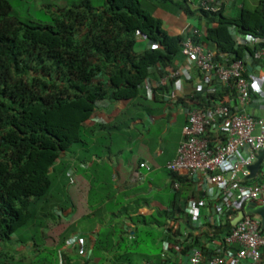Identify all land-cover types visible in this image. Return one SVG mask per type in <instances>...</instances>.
Segmentation results:
<instances>
[{"label": "trees", "instance_id": "trees-1", "mask_svg": "<svg viewBox=\"0 0 264 264\" xmlns=\"http://www.w3.org/2000/svg\"><path fill=\"white\" fill-rule=\"evenodd\" d=\"M157 3L155 6L182 9L188 15L192 14L191 7L197 5L191 0H158ZM196 11L217 24L209 27L204 38L196 43L216 46L219 61L225 56L231 62L246 57L259 62L254 57L264 50V0H258L254 9L242 8L237 17H226L222 10L208 13L196 8ZM58 12L59 17L49 22L23 20L10 0H0V264H15L7 244L13 241L15 233L35 224L38 206L53 185V166L62 155L76 145L82 150V167H79L82 173L89 177L91 168L94 176L99 172L100 164L95 158L103 157H89L103 147V136L106 137L103 131L110 126L88 125L98 104L139 99L144 96L143 84L147 78L159 80L181 58L185 38L169 35L162 20L142 7V0H104L100 7L93 0H82ZM236 32L252 37L255 44H240L234 36ZM139 35L153 47L135 49ZM225 93L228 94V89ZM208 98V104L212 105L214 96ZM210 134L206 136L212 140ZM171 176L173 186L185 180L173 173ZM100 203L97 210H89L80 219L99 215L100 219L96 218L98 221H93L87 230L102 227L96 231L93 258L80 261L131 263L125 257L128 254L103 258L115 251V245L112 237L103 235V197ZM64 210L66 207L61 211ZM183 210L180 208L179 214ZM232 212L224 223L206 225L202 229L203 237L191 234L192 241L186 244V249L227 235L234 226L236 210ZM179 214L171 207L164 212L166 221L156 222L167 226V220L177 219ZM80 226L79 221L70 228L74 231L62 233L60 248L68 245L72 239L69 235ZM162 239L174 246L180 243L167 233ZM33 246L34 253L41 251L35 243ZM65 257L64 264H72V259Z\"/></svg>", "mask_w": 264, "mask_h": 264}, {"label": "crops", "instance_id": "crops-1", "mask_svg": "<svg viewBox=\"0 0 264 264\" xmlns=\"http://www.w3.org/2000/svg\"><path fill=\"white\" fill-rule=\"evenodd\" d=\"M55 1H60L65 5L79 3L78 0H47L46 3L53 4ZM220 3L221 10L226 17H237L242 8H256L258 0H220ZM191 8L192 14L190 15L182 9L170 12L162 7L156 8L153 14L162 20L163 28L169 35H182L186 40L190 30L198 28L204 33L199 39H203L207 29L217 27V24L196 14V5ZM234 36L242 45L252 46L255 44L254 39L250 36L238 32ZM203 46L206 50L218 54L216 46L207 43ZM150 47L153 45L145 37L139 35L135 49L143 51ZM256 61L259 62H248L246 66V78L250 84L252 100L245 106L244 111L255 117L264 118V56ZM172 68L182 69V75L160 88L144 89V96L132 102L102 101L88 121L89 126L99 124L110 126L109 129L103 131V135L106 136H103V161L98 160V162L103 163V214L101 215L103 235L106 234L113 238L115 251L106 253L103 258L110 259L115 255L128 254L125 257L132 261L128 264H136L135 254L144 253L147 255L148 253V247L144 245L146 242L143 241V244L140 238L144 235L145 237L151 235V233L142 231L143 227L146 229L149 225H156L162 228L163 234H165L167 226L158 225L156 216L164 215V212L171 207L176 209L177 214H179L180 208L184 209L176 216L181 224L179 234L181 240L185 237V232L194 227V219L187 213V208L192 202L198 204L201 200L202 193L197 189L198 176H180L185 180L176 189L172 185L168 164L178 154L183 140V128L187 122L188 110L205 109L212 106L208 104L210 94L207 86L212 85V88L216 90V93L213 94L214 98L226 95V93L225 87L220 83L213 82L211 84L196 67L181 58L174 62ZM153 78L158 79V77ZM227 96L235 99L234 93L228 92ZM210 137L213 142L218 140L217 133H211ZM81 156L82 151H80ZM234 162L235 157L230 158L221 170L223 172L231 170ZM87 166L90 167V164ZM70 168L65 171L68 179L75 177L76 172ZM69 172H73L72 177ZM253 180L247 181V183H253ZM244 183L246 184V182ZM162 185L176 191L170 204H164L160 199L163 193ZM76 210L75 206L67 207L60 218L65 215L70 216ZM88 213H83L80 217L83 218ZM78 218H74L71 224H79L81 218ZM166 219L164 220L166 221ZM169 220H167V225ZM100 228L102 227L98 225L96 230L88 231L87 228L80 227L81 232L69 235V237L77 239L74 245L60 248L59 244V248H57L59 256L64 260L65 256L70 257L72 264H77L78 257L85 262L90 261L93 258L92 250L97 237L96 231ZM202 229L205 228L202 227ZM162 238L163 235L159 237L160 255L158 261L160 260V262L162 245L165 242ZM154 260L152 257L146 256L144 263L158 262Z\"/></svg>", "mask_w": 264, "mask_h": 264}, {"label": "built area", "instance_id": "built-area-1", "mask_svg": "<svg viewBox=\"0 0 264 264\" xmlns=\"http://www.w3.org/2000/svg\"><path fill=\"white\" fill-rule=\"evenodd\" d=\"M191 1L197 2V9L208 13L221 10L220 0ZM203 34L200 29L192 28L182 43L180 57L196 67L211 84L218 82L229 93H234L235 99L226 94L214 98L209 108L188 110L183 140L168 169L177 176H198L197 189L203 198L187 208V213L194 219V227L185 232L183 241L178 234L180 222L169 220L165 233L173 235L181 245L174 246L169 240H164L161 264H264V228L251 215H246L222 238L207 239L205 244L186 249V244L192 241L191 234L203 237L202 227L224 223L234 210L237 216L248 202L264 203L263 168L253 183L240 181L241 174H249L245 169L254 163L256 152L264 150V118L244 111L252 100L246 78V66L252 59L247 57L231 62L222 56V61L217 60L216 53L196 43ZM263 56L264 50L259 51L254 60ZM182 71L169 68L159 80L147 78L143 85L148 90L160 88L179 78ZM207 87L209 96H214L216 90L212 85ZM209 132L218 134L216 142L206 136ZM232 157H235L232 169L223 172L222 166ZM72 174L69 172L71 177ZM178 187L179 183H176L174 188ZM76 242L77 239L72 238L68 245Z\"/></svg>", "mask_w": 264, "mask_h": 264}, {"label": "rangeland", "instance_id": "rangeland-1", "mask_svg": "<svg viewBox=\"0 0 264 264\" xmlns=\"http://www.w3.org/2000/svg\"><path fill=\"white\" fill-rule=\"evenodd\" d=\"M14 11L23 20H30L35 22H49L54 17H59V9L66 8L60 1H55L53 4L46 3L47 0H10ZM82 0H78L80 3ZM104 0H93L95 6L100 7ZM158 0H142V7L154 13V10L160 6ZM240 1V0H238ZM163 8V7H162ZM173 9H167L172 12ZM78 147L73 146L72 150L62 155L55 165V171L51 174L53 178V185L47 198L38 206L37 217H35V224L24 228V230L15 233L12 238L13 241L8 243L10 246L11 255L14 257L15 264H64L66 261L59 256L57 248L61 240L62 233L74 231L70 228L75 224H71L73 219H80L83 213L89 210H97L100 206L101 197H103V163L100 164L99 172L94 176V169H89L86 177L79 167L82 156ZM84 157V155H83ZM95 157H103V147L99 148L90 159ZM103 161V158H95ZM71 167L75 172V177L68 179L65 175L67 168ZM94 179V180H93ZM73 184V185H70ZM163 186V193L160 199L164 204H170L173 200L176 191H172L170 187ZM73 188V190H72ZM180 200L182 201L181 197ZM75 206L77 210L74 214L63 218H58L63 214L61 211L64 207ZM36 215V214H35ZM81 216V217H80ZM93 218V217H92ZM85 218L80 220L81 228H88L93 221L97 222L100 219L99 215L96 218ZM156 218L164 220V215H157ZM77 229V232H81ZM70 230V231H68ZM147 231L151 235L142 236L140 241L148 247L147 255L135 254L134 261L136 264H141L146 256L152 257L154 261H158L160 255V239L163 235V229L156 225H149L143 227L142 231ZM144 241V242H143ZM26 242H28L26 244ZM35 243L41 251L34 253ZM140 243V245H143ZM4 246V245H3ZM76 257V256H75ZM81 258H77L80 261ZM84 264V262H80ZM91 264V263H90Z\"/></svg>", "mask_w": 264, "mask_h": 264}, {"label": "water", "instance_id": "water-1", "mask_svg": "<svg viewBox=\"0 0 264 264\" xmlns=\"http://www.w3.org/2000/svg\"><path fill=\"white\" fill-rule=\"evenodd\" d=\"M264 165V150H259L255 154L254 163L247 167L245 170L249 172L247 176L241 174L240 181L247 182L253 179H256L259 175L262 166ZM246 215H251L255 219L261 222V228H264V203L260 204L257 202H248L244 205V208L240 210L233 221V225H237V223L243 219Z\"/></svg>", "mask_w": 264, "mask_h": 264}]
</instances>
